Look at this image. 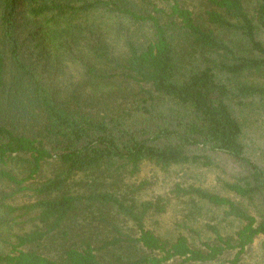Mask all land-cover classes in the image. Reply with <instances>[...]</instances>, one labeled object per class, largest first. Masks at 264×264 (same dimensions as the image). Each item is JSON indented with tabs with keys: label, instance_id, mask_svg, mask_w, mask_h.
I'll list each match as a JSON object with an SVG mask.
<instances>
[{
	"label": "trees",
	"instance_id": "16d2710c",
	"mask_svg": "<svg viewBox=\"0 0 264 264\" xmlns=\"http://www.w3.org/2000/svg\"><path fill=\"white\" fill-rule=\"evenodd\" d=\"M257 100L264 0H0V264H243L264 240V167L235 108ZM218 155L240 168L228 195L141 201L148 182H131ZM185 198L239 228L148 227Z\"/></svg>",
	"mask_w": 264,
	"mask_h": 264
},
{
	"label": "rangeland",
	"instance_id": "374dc122",
	"mask_svg": "<svg viewBox=\"0 0 264 264\" xmlns=\"http://www.w3.org/2000/svg\"><path fill=\"white\" fill-rule=\"evenodd\" d=\"M235 113L244 126V143L247 145L248 156L264 167V102L257 100L248 107L235 108ZM216 161L219 167L176 166L169 170H162L154 164L144 163L141 172L131 182H148L147 188L140 194L139 200L141 201L170 195L177 184L192 185L228 195L224 190L223 183L232 181L233 173L240 171V168L227 155H218ZM23 202L20 199L18 204ZM244 204L253 214L258 213V202L247 201ZM209 223L218 225L223 233L229 234L234 233L240 226L237 221L224 220L220 210L202 202L193 204L188 198L174 200L165 214L152 215L148 219V227L151 230L157 235L171 240L176 239L180 234L189 236L191 240L198 239L199 235L210 236L212 233L206 229V225ZM243 264H264L263 238L255 242Z\"/></svg>",
	"mask_w": 264,
	"mask_h": 264
}]
</instances>
